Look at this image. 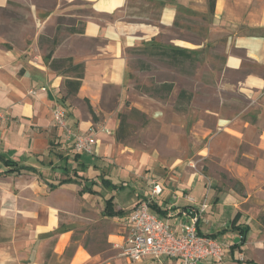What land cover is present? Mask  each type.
<instances>
[{"label": "crops", "instance_id": "1", "mask_svg": "<svg viewBox=\"0 0 264 264\" xmlns=\"http://www.w3.org/2000/svg\"><path fill=\"white\" fill-rule=\"evenodd\" d=\"M51 1L48 8L30 0H0L1 8L28 5L37 26L32 41L22 48L7 45L8 36L0 35V109L8 113L0 121V264H158L151 259L131 263L119 256L103 257L91 249L96 243L85 236L74 238L78 224L66 208L76 195L102 199L103 216L118 219L117 227L102 238V244L117 251L126 233L121 217L138 203L147 201L149 211L179 227L186 220L183 210L206 202L198 230L228 243L223 261L203 264H262L246 248L251 239L255 243L256 233L252 209L245 203L264 191V0H214L211 12L208 0ZM189 18L204 22L198 41L180 37L169 43L198 50L210 42L221 60L218 84L241 93L247 102L232 114L218 116L210 133L189 134L180 116L179 131L171 132L170 144L182 150L194 146L195 154L216 158L241 183L242 191L226 188L219 177L204 178L188 166L186 154L167 160L115 137L128 51L159 41L164 30L181 29ZM43 40H50L51 47ZM49 50L52 57H72L83 64L76 95L66 97L67 75L49 66ZM110 88L120 91L114 100ZM56 105L67 111L75 131L94 128L92 153L74 151L53 120ZM108 163L111 176L104 172ZM152 174L159 175L162 185L157 195L151 192ZM109 198L112 211H119L115 215L106 212ZM237 226L248 227L245 241ZM72 240L75 247L65 258ZM49 241L53 248L47 255Z\"/></svg>", "mask_w": 264, "mask_h": 264}, {"label": "rangeland", "instance_id": "2", "mask_svg": "<svg viewBox=\"0 0 264 264\" xmlns=\"http://www.w3.org/2000/svg\"><path fill=\"white\" fill-rule=\"evenodd\" d=\"M30 1L43 3L48 8L52 5L51 0ZM203 23L199 19L189 18L183 23L181 29L164 30L159 41H154V43L168 48L178 46L170 44L169 39L182 37L189 41H198L196 35L200 36L204 33ZM76 25L79 26L80 23L77 22ZM36 29L37 26L28 5L15 4L6 8L0 7V35L8 36L7 45L16 48L29 45ZM47 31L51 32L50 27H47ZM43 41L48 48L51 47L50 40ZM150 45L132 48L127 54V79L123 87V99L117 109V116L119 113L125 114L126 122L130 126L127 136L120 142L138 150L155 151L167 160L186 154V159H188L186 161L192 170L200 172L204 178L210 175L219 177L220 182L226 188L239 190L235 179L228 175L216 158L195 154L194 146H187L186 150H182V146L170 144L169 135L172 136L173 132L179 131L177 123L180 121V116L181 119L185 117L186 120L183 121H187L186 131L189 134L194 135V131L201 134L210 133L216 128L219 121L218 116H225L240 110L246 105V98L236 90L224 89L218 84L217 71L221 60L219 55L212 53L210 42L198 50L195 47H188L187 49L192 51L193 58L182 59L177 63L164 55L153 54L155 48ZM164 83L172 84V89L164 87ZM109 94L114 100L120 91L110 88ZM116 105L114 102L110 103L112 107ZM133 108L144 113L145 118L132 112ZM172 124H174L173 127ZM190 138L188 137L189 140ZM121 168L123 167L120 166L115 172L118 177L122 174L120 173ZM106 169L104 172L111 176L109 169H112V166L109 163ZM151 180L159 182V175L152 174ZM67 202L66 209L73 212V214L69 213V217L71 216L78 224L74 238L85 236L91 243H96L91 249L101 251L103 257H122L113 247L102 244L104 234L115 229L118 223L117 218L103 216L102 199L80 198L76 195ZM245 204L249 210L252 209L254 233H256L254 234L255 243L251 239V244L246 248L251 249L253 255L264 264V246L261 245L264 241V191L253 199L247 200ZM250 218L251 214L248 213L247 219ZM52 245V241H49L46 248L47 255L52 251ZM74 247L72 240L65 252V258L70 256Z\"/></svg>", "mask_w": 264, "mask_h": 264}, {"label": "built area", "instance_id": "3", "mask_svg": "<svg viewBox=\"0 0 264 264\" xmlns=\"http://www.w3.org/2000/svg\"><path fill=\"white\" fill-rule=\"evenodd\" d=\"M53 120L65 138L72 143L76 153H92L95 144V131H75L67 121L66 111L59 105L52 110ZM8 118V113L0 109V121ZM152 195L162 191V185L152 180ZM193 202L191 196H187ZM208 208L206 202L189 205L181 212L186 218L179 227H173L162 216L149 211L148 202L142 201L124 214L122 223L126 230L121 242L116 244L119 254L131 263L151 259L158 264L170 260V264H203L223 261L228 241L212 234L201 233L197 224ZM264 246V241L261 242Z\"/></svg>", "mask_w": 264, "mask_h": 264}, {"label": "trees", "instance_id": "4", "mask_svg": "<svg viewBox=\"0 0 264 264\" xmlns=\"http://www.w3.org/2000/svg\"><path fill=\"white\" fill-rule=\"evenodd\" d=\"M214 6V0H208V7L209 11L211 12L213 10ZM151 47L155 48L153 50V54L159 55V56H166L172 60V62L177 63L182 59H192V51L184 48V47H179V46H170L168 48L162 47L161 45L151 42ZM45 58L49 62V66L55 70L61 71L62 73H66L67 77L64 78L63 84L66 88V97L71 96V95H76L78 92V89L82 83L83 79V72H84V67L82 63H74L72 57H52V50H49L45 54ZM164 87H167L169 90L172 89V84H163ZM87 101V100H86ZM62 107V106H61ZM88 111L93 115V111L90 107L89 104H87ZM63 108V107H62ZM64 109V108H63ZM65 110V109H64ZM66 111V110H65ZM132 112L138 113L141 115L143 118H145V114L142 113L138 109H131ZM67 113V111H66ZM119 118V125L116 129L115 137L117 141H123L125 137L128 134V128L130 126L129 123L126 122L127 116L123 113L118 114ZM79 154V153H77ZM105 182V181H104ZM235 183L237 184V188L239 191L243 190V187L241 183L237 180H235ZM113 204H112V198H109L106 201V212L109 213L110 215H115L119 211H112L113 210ZM237 229L239 230L241 234V239L242 241H245L246 234L248 231V227H243L240 228L237 226ZM248 264H258L256 262H253L252 260H247L245 261Z\"/></svg>", "mask_w": 264, "mask_h": 264}]
</instances>
